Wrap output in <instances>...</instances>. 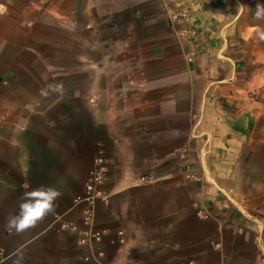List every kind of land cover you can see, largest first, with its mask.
Returning <instances> with one entry per match:
<instances>
[{
    "label": "crops",
    "instance_id": "0c3cea01",
    "mask_svg": "<svg viewBox=\"0 0 264 264\" xmlns=\"http://www.w3.org/2000/svg\"><path fill=\"white\" fill-rule=\"evenodd\" d=\"M258 3L0 0V264H264ZM41 185L54 210L9 231Z\"/></svg>",
    "mask_w": 264,
    "mask_h": 264
},
{
    "label": "clouds",
    "instance_id": "9594fccd",
    "mask_svg": "<svg viewBox=\"0 0 264 264\" xmlns=\"http://www.w3.org/2000/svg\"><path fill=\"white\" fill-rule=\"evenodd\" d=\"M240 7L245 6L240 5ZM255 16L257 19H264V4L256 5ZM257 35L260 40H264V30L257 29ZM49 91L62 92V86L48 85L45 89H41V95L47 96ZM61 194L57 188L45 185L25 191L19 200L18 212L7 217L6 227L17 234L35 227L54 210L55 201Z\"/></svg>",
    "mask_w": 264,
    "mask_h": 264
},
{
    "label": "built area",
    "instance_id": "2783aa9c",
    "mask_svg": "<svg viewBox=\"0 0 264 264\" xmlns=\"http://www.w3.org/2000/svg\"><path fill=\"white\" fill-rule=\"evenodd\" d=\"M178 16H186L185 12L180 11ZM186 39H195L197 38V31L195 29H187L183 31ZM194 55V51L190 52V56ZM108 169L106 160L103 157H99L96 160L95 168L90 172L89 179L87 180L82 196L79 198L82 202L87 205H92L96 199L104 198L103 192L100 190V185L103 184L107 175ZM105 199V198H104ZM91 211L86 212V217L91 216ZM202 215L203 212L200 211Z\"/></svg>",
    "mask_w": 264,
    "mask_h": 264
}]
</instances>
